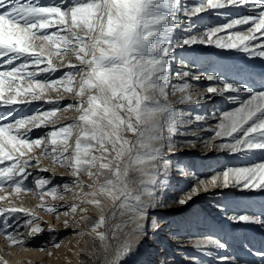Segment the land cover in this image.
<instances>
[{"label":"snow or ice","instance_id":"1","mask_svg":"<svg viewBox=\"0 0 264 264\" xmlns=\"http://www.w3.org/2000/svg\"><path fill=\"white\" fill-rule=\"evenodd\" d=\"M238 7L246 8L247 14L232 17L220 11ZM208 10L222 15L225 22L201 31L194 18ZM243 25L249 27L238 29ZM233 29L237 30L229 31ZM196 44L264 59V0H202L192 5L181 0H63L48 4L0 0V106L41 100L53 105L11 122L0 117V192L7 193L0 195V201H9L0 207V235L7 246L25 244L23 229H28L29 238L47 231L49 243L61 246L56 229L38 222L34 209L11 203L13 195L31 193L40 201L36 207L45 213L54 218L71 217L88 226V233L75 229L73 233L93 238L97 249L93 260L124 264L142 239L158 229L149 213L153 207L166 206L157 201V189L164 186L172 168L166 157L174 155V149L195 140L231 154L264 151V90L229 81L218 73L197 76L185 70L190 65L182 60L173 71L176 51ZM69 54L76 63L65 65L63 57ZM57 59L66 70L56 66ZM200 79L215 82V86L206 87L207 96L194 98L190 80ZM49 91L71 95L74 100L67 104L45 100ZM241 93L248 95L241 98ZM226 94L237 106L210 113L217 121L214 126L205 127L208 116L177 107L200 105ZM69 110L79 115L43 136H31L34 128L54 124L58 113ZM205 131L212 133L207 139L199 135ZM188 135L194 140L177 142V137ZM217 140L222 142L217 144ZM37 150L39 155L33 156ZM41 158H51L54 165L68 169L73 179L55 184L54 177L37 174L29 186L26 182L33 176L29 169L39 167ZM177 171L186 174L183 167L177 166ZM220 180L225 188L264 191V162L226 168L208 183ZM197 182L205 184L199 178ZM198 192L192 187L177 203L187 204ZM68 194L75 200L71 205L47 203L48 198L63 200ZM92 209L97 213L95 219L88 215ZM227 218L264 229V206L258 213L245 210ZM63 224L68 227L69 221ZM194 247L203 251L226 245L206 238L196 240ZM256 255L264 260V251ZM189 259L191 264H200ZM222 262L239 264L227 256ZM0 264L8 261L0 257Z\"/></svg>","mask_w":264,"mask_h":264},{"label":"rangeland","instance_id":"2","mask_svg":"<svg viewBox=\"0 0 264 264\" xmlns=\"http://www.w3.org/2000/svg\"><path fill=\"white\" fill-rule=\"evenodd\" d=\"M62 2L63 0H40L41 4ZM181 2L192 5L199 4L202 0H181ZM240 8L242 7L236 9ZM232 9L234 8L220 11H227L232 17H236L232 15L234 13L231 11ZM194 19L197 21V28L201 31L206 26H217L225 22V18L215 14L213 10L201 13L198 19ZM247 26H238V29L246 30ZM235 30L237 29L229 31ZM176 34L181 35L180 30H177ZM218 35L223 36L226 33ZM175 54L178 59L172 66L173 71L180 68L182 60L190 65V69L185 70H190L197 76L218 73L229 81L251 86L254 90H264L256 88L260 79L264 78V59L249 57L236 50L219 49L208 44L184 46L178 49ZM63 60L65 65L69 62L76 63L71 54L63 57ZM54 61L55 64H58L56 65L58 68H61L62 71L66 70L59 59ZM176 82L173 77V83ZM190 83L194 86V98L199 95L207 96L206 87L215 86V82L206 79L190 80ZM49 98L59 99L61 104H67L74 100L71 95L57 91H49L44 99ZM176 98L170 97L172 100ZM235 106L228 100L227 95L215 96L200 105H177L178 108L192 111L194 114L200 113L208 116L205 127L214 126L217 122L211 118L210 113L227 111ZM51 107L53 105L46 104L43 100L10 107L0 106V117L3 118V122H11L17 118L31 116L38 110H47ZM78 115L79 113L75 111H62L54 118V124L34 128L31 136L33 138L43 136L54 126L59 127L67 124ZM199 135L207 139L212 133L205 131ZM176 139L178 143L184 140H194L191 135L180 136ZM74 140L75 137H73V143ZM221 142L220 140L215 141L217 144ZM174 152V155L168 154L166 157L172 168L164 186L157 189V201L160 205L166 206L153 207L149 213L150 219L157 220L158 229L150 235V238L142 239L139 248L127 258L124 264H191L189 258H195L200 264H223L222 257L225 256L236 258L239 264H264V260L256 255L258 251H264V229L257 225L236 223L227 218L245 210L258 213L261 206H264V191L242 189L231 185L225 188L222 180L216 184L208 183L213 175L226 168L247 167L254 163L264 162V151L237 153L238 155L232 158L230 156L233 154L227 150H215L211 145L205 147L199 141L194 140L191 145L181 144L180 147L174 149ZM32 155L38 156L39 150ZM33 163L35 162L33 161ZM177 166L183 167L186 174L181 175L177 171ZM41 168L47 169V171L40 172ZM29 171L33 173V176L26 182L29 186L33 185L37 174L54 177L53 183L55 184H62L73 179L68 169L54 165L51 158H41L39 167H32ZM197 178L204 180L205 184L198 183ZM81 179L90 183L84 176ZM192 187L199 189L198 194L193 195L187 204L179 205L177 201L184 198V195L188 194ZM8 192H11V189H8ZM6 194L0 192V195ZM74 202L72 194L65 195L63 200H52L51 198L47 200L50 205H71ZM11 203L34 209L39 217L38 222H47L43 224L45 228L54 227L62 243L59 248H55L49 243L47 231L34 238H29L28 229H23L25 244L20 247H11L7 246L4 236L0 235V257L7 260L8 264H80V261H84L85 264H101V261L93 260L97 250L93 238L87 234L81 236L73 233V229L78 233H88L89 228L86 224L73 221L71 217L64 215L54 218L52 214L45 213L36 207L40 201L31 193L13 195ZM8 204V200L0 201V207ZM88 215L93 219L97 218L95 209L90 210ZM78 219L79 214L76 217L77 221ZM48 220L51 222L48 223ZM65 220L69 221L68 227L63 224ZM148 228L151 229L150 222ZM103 230V228L100 229V231ZM206 238L219 239L226 247L224 249L209 247L203 251L194 247L196 240ZM49 253L53 255H49Z\"/></svg>","mask_w":264,"mask_h":264},{"label":"bare ground","instance_id":"3","mask_svg":"<svg viewBox=\"0 0 264 264\" xmlns=\"http://www.w3.org/2000/svg\"><path fill=\"white\" fill-rule=\"evenodd\" d=\"M231 9V8H230ZM243 9V10H242ZM231 11H234V13H232V15L233 16H238V15H242V14H247V9L246 8H244V7H242V8H240V9H236V8H234V9H232ZM247 26V25H246ZM247 27H249V26H247ZM246 27V28H247ZM245 28V29H246ZM220 53V52H219ZM54 63H55V61H54ZM56 65H58L57 63H56ZM256 88L257 89H264V78H262V79H260V83L259 84H257V86H256ZM227 95V94H226ZM248 94H245V93H241L240 94V97L241 98H245L246 96H247ZM236 104H234V106H235ZM237 106V105H236ZM238 154H233L232 156H230V157H232V158H235L236 156H237ZM240 156V155H239ZM187 216H189V215H187ZM51 221H49L48 220V223H50Z\"/></svg>","mask_w":264,"mask_h":264}]
</instances>
